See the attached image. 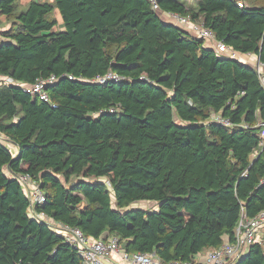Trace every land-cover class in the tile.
Listing matches in <instances>:
<instances>
[{
  "label": "trees",
  "instance_id": "trees-1",
  "mask_svg": "<svg viewBox=\"0 0 264 264\" xmlns=\"http://www.w3.org/2000/svg\"><path fill=\"white\" fill-rule=\"evenodd\" d=\"M157 3L32 0L17 12L18 0H0V15L15 16L0 39V78L19 84L0 85V264H81L62 235L30 215L20 174L46 194L37 211L165 261L233 241L240 218L264 210L257 70L166 16L202 22L264 63V0ZM110 72L125 80L93 82ZM51 76L49 101L24 90ZM142 200L158 207L125 209ZM237 264H264V238Z\"/></svg>",
  "mask_w": 264,
  "mask_h": 264
},
{
  "label": "built area",
  "instance_id": "built-area-1",
  "mask_svg": "<svg viewBox=\"0 0 264 264\" xmlns=\"http://www.w3.org/2000/svg\"><path fill=\"white\" fill-rule=\"evenodd\" d=\"M150 2L154 9L159 8L157 0H150ZM238 5L240 7L243 6L241 2ZM168 15L175 24L188 30L205 43H210L211 47L219 54L239 59L255 67L264 88V63L259 58L254 63L248 61L246 55L250 54H240L226 43L218 40L214 32L202 22H193L190 17L179 14L170 13ZM70 78L73 79L72 76ZM56 80L55 76H51L47 79L38 80L32 86L23 87L26 92L32 94L34 97L49 101L50 96L47 87ZM123 80H125V77L110 72L105 76L97 77L93 82L105 84L107 82H121ZM5 84L19 85L12 78H8L0 83V85ZM212 117L216 123L222 126H233L230 119L224 118L220 114H213ZM260 125L263 127L261 131L263 139L261 144L263 146L264 121ZM17 179L30 199V215L46 223L52 230L62 235L65 242L71 245L80 255L81 264H237L247 254L253 244L262 240L259 238L260 234H258V231L262 227L264 229V210L255 217H248L244 214L238 221L233 241H225L220 247L208 249L204 255L200 252L189 260L165 261L155 251L148 253L128 251L123 246L120 237L116 235H106L93 240L81 228L62 223L45 212L37 211L36 208L46 202L45 192L33 181L29 174H20L17 176Z\"/></svg>",
  "mask_w": 264,
  "mask_h": 264
},
{
  "label": "rangeland",
  "instance_id": "rangeland-1",
  "mask_svg": "<svg viewBox=\"0 0 264 264\" xmlns=\"http://www.w3.org/2000/svg\"><path fill=\"white\" fill-rule=\"evenodd\" d=\"M32 0H18V8H17V12L24 10L28 4L31 2ZM40 1H49L51 2L52 0H40ZM182 2H184L185 4L187 3V5L191 6L192 8H197L199 5V1L200 0H180ZM15 16H11V17H7V16H1L0 15V39L3 38V33L7 30H11L13 28V25L15 24ZM54 17L56 18L58 24L56 25L54 31L56 32H61L65 30L64 24H63V19L61 17V14L59 12V10L56 8L54 10ZM165 20V19H164ZM166 22H169L168 20H166ZM0 81L3 82L4 79L0 78ZM0 82V83H1ZM94 183L99 181L98 179H94L92 180ZM158 207L157 203H154L152 201H148V200H142V201H138L135 202L133 204H131L129 207L125 208V209H136V208H141V209H145L146 211H152L154 209H156ZM262 230V231H261ZM261 231V237L262 239L264 238V230L263 227L258 231V234ZM203 255L205 254V250L201 252Z\"/></svg>",
  "mask_w": 264,
  "mask_h": 264
},
{
  "label": "crops",
  "instance_id": "crops-1",
  "mask_svg": "<svg viewBox=\"0 0 264 264\" xmlns=\"http://www.w3.org/2000/svg\"><path fill=\"white\" fill-rule=\"evenodd\" d=\"M167 16V18L169 19V20H171L172 21V23H175L171 18H170V16L169 15H166ZM207 44V43H206ZM209 46H211L210 45V43L208 44ZM246 59L248 60V61H250V62H255L256 60H258V57L257 56H255V55H246ZM12 149L16 152L17 151V148L15 147V146H12ZM264 230V229H263ZM262 231V230H261ZM261 231H260V235H259V238L260 239H262V237H261Z\"/></svg>",
  "mask_w": 264,
  "mask_h": 264
}]
</instances>
